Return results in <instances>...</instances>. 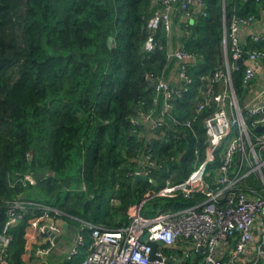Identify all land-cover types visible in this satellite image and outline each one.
Listing matches in <instances>:
<instances>
[{
  "label": "trees",
  "instance_id": "trees-1",
  "mask_svg": "<svg viewBox=\"0 0 264 264\" xmlns=\"http://www.w3.org/2000/svg\"><path fill=\"white\" fill-rule=\"evenodd\" d=\"M204 2L192 24L181 21L180 48L194 57L185 64L193 83L172 99L165 124L147 139L132 118L150 110L160 113L162 97L153 103L151 85L176 62L168 57L162 27L155 35L156 48H144L151 0H0V231L16 200L50 207L56 210L54 219L87 232L82 259L90 244L85 223L123 226L130 207L148 189L167 178L183 181L205 158L203 120L214 106L194 114L207 82L201 77L223 69L224 30L235 14L253 12L256 1L248 0L242 8L239 0ZM243 74V66L231 73L237 98L245 92ZM221 85L215 83L214 90ZM175 119L190 121L191 128ZM145 152L155 159V181L139 180L134 186L133 172ZM219 152L208 163L209 182L216 175ZM27 174L35 183L24 180ZM203 198H153L144 205V214L183 209ZM29 217L27 213L9 228L8 264H27L22 255Z\"/></svg>",
  "mask_w": 264,
  "mask_h": 264
},
{
  "label": "built area",
  "instance_id": "built-area-1",
  "mask_svg": "<svg viewBox=\"0 0 264 264\" xmlns=\"http://www.w3.org/2000/svg\"><path fill=\"white\" fill-rule=\"evenodd\" d=\"M151 1L154 9L147 22L150 31L144 45L147 52L156 48L155 35L160 27L166 34L172 32L174 12L192 17L205 8L204 0ZM251 20V17L232 16L223 33V43L229 45L227 55L229 58L230 53L231 58L228 68H218L211 75L201 77L207 82L194 114L197 116L207 107L214 106L213 113L203 120L207 138L205 158L183 181L172 182L167 178L164 184L148 189L130 207L123 226L105 228L85 223L90 244L78 264H264V131H255L258 125H264V94L258 103L241 111L231 85V73L240 67L236 64L238 59L243 60L244 87L253 80L257 67L264 63V50L249 51L239 43L237 33L240 26ZM253 38L257 40L258 36ZM168 57L177 60L180 85L175 87L165 76L155 78L153 103L162 97L160 113L150 110L142 113L140 118H132V123L137 125L141 120L150 121L154 133L165 124V116L170 115L172 99L180 97L193 83L185 64L194 61V57L182 48L168 53ZM217 82L224 86L215 91ZM176 121L190 126V121ZM217 151H220V162L215 177L209 182L208 163L215 159ZM194 154H198V149ZM141 160L144 164L133 174L149 178L155 159L150 152H145ZM253 173L259 186L248 183ZM24 180L35 183L28 174ZM197 194L204 198L192 206L179 210L157 208L152 214H144V205L150 199H192ZM39 210L41 213L37 214ZM27 213L30 214L27 227L33 229L43 242L25 249V253L44 258L55 247L61 231L52 217L56 210L16 200L9 205L8 218L0 231V264H8L6 251L12 240L9 228ZM79 232L74 234V244L66 255L67 260L78 255L79 248L85 245L83 234ZM147 241L157 243L153 260L152 246ZM178 255L181 263L176 262Z\"/></svg>",
  "mask_w": 264,
  "mask_h": 264
},
{
  "label": "crops",
  "instance_id": "crops-1",
  "mask_svg": "<svg viewBox=\"0 0 264 264\" xmlns=\"http://www.w3.org/2000/svg\"><path fill=\"white\" fill-rule=\"evenodd\" d=\"M246 2H248V0H239V7L242 8L241 6ZM196 10L198 11V8H196ZM177 13L178 12L173 13V17L175 20L173 30L171 33L167 34L168 47H169L168 53L174 50H177L181 47L180 40H179L180 36L183 34L181 23L185 22L186 24H188L189 22L190 24H192L193 19H194L193 17H190V16L186 17L183 13H180L179 20H178ZM235 15L240 16V17H251L252 19L248 24L241 25L239 28L237 36H238L240 45L249 51L257 50L255 49L254 46H257V45L264 46V2L259 3L256 1L255 10L253 12L248 13L247 15H238V14H235ZM255 36H258L257 40L253 38ZM227 49H228V45L223 43V54H224L223 69L225 70L229 66V58L227 55ZM165 77L175 87H178L180 85V81L178 78L177 60L172 65V67L169 69ZM223 86L224 85L222 84L220 88H222ZM263 94H264V63H261L257 67L253 80L250 82L249 85L245 87V92L243 93L242 97L239 99L236 96L238 107L240 108L241 111H244L249 106H252L253 104L258 103L260 99L262 98ZM191 125L192 124L190 122V126H186V125H182V126L186 128H191ZM138 126H140V131H139L140 134L144 136L145 138L148 139V138H152L155 136V133L151 130L152 123L150 121L148 122V121L141 120ZM182 128L179 132H182L183 130ZM139 161H140V164H139V167H140V165L144 163L142 160H139ZM139 167H137V169ZM145 180H148L150 182L155 181L152 176V172L149 174V178L146 177ZM137 183H135V180H133L134 186H136ZM248 183L250 185L257 186L258 181L252 178L248 181ZM154 184H156V182ZM56 222L61 227V231L57 236L58 238L56 240V245L52 249L51 253H49L44 258H35L32 254L31 255L26 254L24 250V253L22 256H23L24 261L27 264H64L66 262V255L69 252L71 246L74 244V234H75L76 228L74 225L63 220L60 217L56 219ZM24 237H25V249L35 247L39 243L43 242L41 237L37 235V233L29 227L26 228ZM180 258L181 256L178 255V260L176 261L177 263L178 262L181 263V261H179Z\"/></svg>",
  "mask_w": 264,
  "mask_h": 264
},
{
  "label": "water",
  "instance_id": "water-1",
  "mask_svg": "<svg viewBox=\"0 0 264 264\" xmlns=\"http://www.w3.org/2000/svg\"><path fill=\"white\" fill-rule=\"evenodd\" d=\"M111 43V38L108 39V44ZM236 64L238 65H241L242 64V59H238L236 61ZM151 87H153V84L151 85ZM255 131H264V125H258L256 128H255ZM38 176H41V174H39ZM134 180H135V183H137L138 180H145L146 177L144 175H134ZM58 237H56V240H57ZM151 246H152V251H151V259H155L156 258V255H155V250H156V247H157V243L156 241H147Z\"/></svg>",
  "mask_w": 264,
  "mask_h": 264
},
{
  "label": "rangeland",
  "instance_id": "rangeland-1",
  "mask_svg": "<svg viewBox=\"0 0 264 264\" xmlns=\"http://www.w3.org/2000/svg\"><path fill=\"white\" fill-rule=\"evenodd\" d=\"M239 99H240V98H239ZM134 177H135V176H134V174H133V180H134ZM251 177L254 178V177H255V173H253V174L251 175ZM112 200H114V199H111V202H113ZM81 229H82V228L77 227V228L75 229V232L80 233L79 231H81V233L83 234V236H86L87 232H86V231L83 232ZM79 249H80L79 254L76 255L74 258L81 259V256H82V254H81L82 247H80Z\"/></svg>",
  "mask_w": 264,
  "mask_h": 264
}]
</instances>
